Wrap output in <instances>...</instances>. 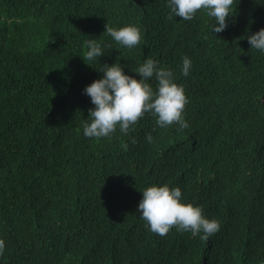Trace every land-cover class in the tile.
Returning <instances> with one entry per match:
<instances>
[{
    "label": "trees",
    "instance_id": "obj_1",
    "mask_svg": "<svg viewBox=\"0 0 264 264\" xmlns=\"http://www.w3.org/2000/svg\"><path fill=\"white\" fill-rule=\"evenodd\" d=\"M167 5L0 0V264L264 263V52L247 39L264 28V0H235L220 33L205 11L169 19ZM106 24L140 27L141 42L118 44ZM89 39L104 53L95 61L83 59ZM148 58L184 87L189 127L146 113L128 134L85 137L95 105L84 89L103 65L139 79ZM164 184L220 230L153 233L138 205Z\"/></svg>",
    "mask_w": 264,
    "mask_h": 264
},
{
    "label": "clouds",
    "instance_id": "obj_2",
    "mask_svg": "<svg viewBox=\"0 0 264 264\" xmlns=\"http://www.w3.org/2000/svg\"><path fill=\"white\" fill-rule=\"evenodd\" d=\"M235 0H168L172 16L182 20H192L198 11H205L208 17L215 19L212 28L214 33L223 32L228 24L227 18L233 15ZM105 32L118 44L132 49L142 39L141 29L136 25L114 28L106 24ZM251 48L264 52V28L247 37ZM87 52L83 56L85 61H95L104 55L101 44L95 39L86 41ZM89 64V63H88ZM191 60L183 58L182 75L188 76ZM103 78L97 79L84 89L86 95L95 105L89 109L88 122L85 123L83 133L88 138L111 137L117 130L128 134L145 114L156 117V124L161 128L178 125L181 132L189 127L184 119V110L188 98L184 87L174 81L173 72L160 66L159 61L148 58L136 69L140 77L126 75L119 62L109 66L103 65ZM154 78L157 87L154 90L149 81ZM147 141L152 142L149 133ZM132 139V143H135ZM122 147L127 150L128 145ZM143 198L139 202L138 212L148 224L150 230L160 236H165L175 228L180 232L190 231L193 236L200 235L201 240H208L210 236L220 230V223L216 219H208L203 214L201 206L182 202V192L179 187L171 188L152 185L142 191ZM5 241L0 239V255H3Z\"/></svg>",
    "mask_w": 264,
    "mask_h": 264
},
{
    "label": "water",
    "instance_id": "obj_3",
    "mask_svg": "<svg viewBox=\"0 0 264 264\" xmlns=\"http://www.w3.org/2000/svg\"><path fill=\"white\" fill-rule=\"evenodd\" d=\"M262 264H264V263H262Z\"/></svg>",
    "mask_w": 264,
    "mask_h": 264
}]
</instances>
